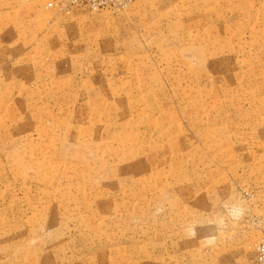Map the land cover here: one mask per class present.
<instances>
[{
  "label": "rangeland",
  "instance_id": "374dc122",
  "mask_svg": "<svg viewBox=\"0 0 264 264\" xmlns=\"http://www.w3.org/2000/svg\"><path fill=\"white\" fill-rule=\"evenodd\" d=\"M48 1L0 0V264H264V0Z\"/></svg>",
  "mask_w": 264,
  "mask_h": 264
},
{
  "label": "built area",
  "instance_id": "2783aa9c",
  "mask_svg": "<svg viewBox=\"0 0 264 264\" xmlns=\"http://www.w3.org/2000/svg\"><path fill=\"white\" fill-rule=\"evenodd\" d=\"M134 0H49L48 6L55 5L60 11L72 12L78 5H85L88 11L118 10ZM257 259L264 262V232L256 246Z\"/></svg>",
  "mask_w": 264,
  "mask_h": 264
},
{
  "label": "crops",
  "instance_id": "0c3cea01",
  "mask_svg": "<svg viewBox=\"0 0 264 264\" xmlns=\"http://www.w3.org/2000/svg\"><path fill=\"white\" fill-rule=\"evenodd\" d=\"M84 10H87V8H86L85 5H78V6L73 10V12L76 13V12H80V11H84Z\"/></svg>",
  "mask_w": 264,
  "mask_h": 264
}]
</instances>
